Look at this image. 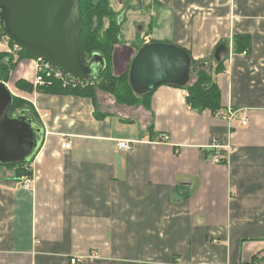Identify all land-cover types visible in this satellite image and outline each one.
Masks as SVG:
<instances>
[{
	"label": "crops",
	"instance_id": "1",
	"mask_svg": "<svg viewBox=\"0 0 264 264\" xmlns=\"http://www.w3.org/2000/svg\"><path fill=\"white\" fill-rule=\"evenodd\" d=\"M111 4L122 25L116 76L148 42L179 45L212 70L220 111L236 117L193 109L187 90L170 84L153 90L149 107L99 89L95 100L54 94L34 84L36 59L19 61L3 82L32 104L45 139L27 164L31 189L0 165V264H244L264 256V0ZM239 35L249 36V50H235ZM10 46L0 31V53L13 56ZM19 80L33 91L17 88ZM66 140L72 148H62ZM121 140L133 148L119 149ZM215 142L235 148L228 161L211 160Z\"/></svg>",
	"mask_w": 264,
	"mask_h": 264
},
{
	"label": "water",
	"instance_id": "2",
	"mask_svg": "<svg viewBox=\"0 0 264 264\" xmlns=\"http://www.w3.org/2000/svg\"><path fill=\"white\" fill-rule=\"evenodd\" d=\"M81 0H0L1 24L8 36L29 54L62 70L73 79L90 82L104 72L100 53L87 59L80 43ZM192 79V57L179 45L153 41L134 57L129 73L140 95L163 84L186 86ZM13 94L0 81V164L32 161L45 139L41 123L26 110L10 115Z\"/></svg>",
	"mask_w": 264,
	"mask_h": 264
},
{
	"label": "trees",
	"instance_id": "3",
	"mask_svg": "<svg viewBox=\"0 0 264 264\" xmlns=\"http://www.w3.org/2000/svg\"><path fill=\"white\" fill-rule=\"evenodd\" d=\"M80 12L83 21V30L80 36V43L84 51L85 57L89 59L94 53H100L104 56L106 66L103 74L96 80L91 82H80L77 86L65 87L59 80H53L50 84L44 83L39 86L43 91L54 94L71 93L83 96L96 98V91L102 90L111 94L115 100L120 104L135 105L142 102L149 107L151 95L154 89L146 94H137L129 81V70L116 76L113 72L112 54L115 46L121 42V22L117 17V13L113 10L110 0H81ZM109 21L106 27V21ZM0 31L1 38L5 39L8 36L7 32L1 24L0 17ZM10 38V37H9ZM10 43L14 41L10 38ZM142 47V46H141ZM140 47V48H141ZM235 50L242 52L250 49V38L247 35H239L235 39ZM139 48V49H140ZM8 53H0V80L7 81L8 74L12 68H15L19 61L25 58L37 59L29 54L24 48L18 53V58L15 61L13 56H10L8 61L5 57ZM201 62L192 58V75L191 80L185 88L187 90L186 100L188 105L193 109H209L213 113H219L222 109L221 91L214 80L212 70L201 66ZM224 69L223 63L219 62L216 68L217 72ZM195 77V78H194ZM17 88L27 92H32L33 84L25 80H19L16 83ZM26 110L29 115L40 123L38 114L33 108L32 104L21 97L13 95V105L10 115ZM27 162L0 164L9 168H15V176L19 179L26 178L32 174L29 170ZM244 264H264V256L260 257L258 254L253 257V260Z\"/></svg>",
	"mask_w": 264,
	"mask_h": 264
},
{
	"label": "built area",
	"instance_id": "4",
	"mask_svg": "<svg viewBox=\"0 0 264 264\" xmlns=\"http://www.w3.org/2000/svg\"><path fill=\"white\" fill-rule=\"evenodd\" d=\"M6 42H10V38L7 37L5 38ZM22 49V47L17 44V43H13L10 46V53H12L13 55H16L17 53H19V51ZM37 61V67H36V76L34 79V84L35 85H42L44 83H48L50 84L53 80H59L63 83V85L65 87L67 86H72L75 87L77 86L80 82L82 81H77L75 79H73L72 77H70L69 75L65 74L62 70L44 62L41 59H36ZM236 111L229 109V111L225 112V111H220L219 112V116L228 119L230 122L232 120H234V118L236 117ZM249 122L248 118H244L242 120V124L243 125H247ZM163 137L165 139H167L166 135H163ZM118 147L119 149L123 150V151H129L133 148L132 144L130 143V141H126V140H121L118 142ZM62 148L65 149H70L72 148V142L69 140H66L62 143ZM211 148L213 149V154L211 156V160L214 161L215 163H222L225 161L229 160V157L231 155V153L235 150L234 147H232L231 145H227L224 148V151L221 149L222 147H220L218 145V143H213ZM29 170L32 171V174L30 176H27L24 181H23V187L25 189H31L33 181L35 179V175L33 172L32 167L29 165L28 166ZM73 263L77 262V259H72Z\"/></svg>",
	"mask_w": 264,
	"mask_h": 264
},
{
	"label": "rangeland",
	"instance_id": "5",
	"mask_svg": "<svg viewBox=\"0 0 264 264\" xmlns=\"http://www.w3.org/2000/svg\"><path fill=\"white\" fill-rule=\"evenodd\" d=\"M111 1V0H110ZM111 6H112V4H111ZM113 8V7H112ZM11 55H13L12 53H11ZM14 56V55H13ZM9 58L10 57H8L7 56V58L5 59V60H9ZM18 58V53L16 54V58H15V61H16V59ZM14 68H12L11 70H10V72H9V74H8V80H7V82L9 81V78H10V75H11V72H12V70H13ZM91 82V81H90Z\"/></svg>",
	"mask_w": 264,
	"mask_h": 264
}]
</instances>
